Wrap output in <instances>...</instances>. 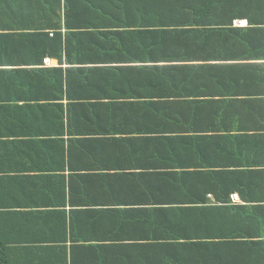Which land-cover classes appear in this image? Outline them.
<instances>
[{
    "label": "crops",
    "instance_id": "1",
    "mask_svg": "<svg viewBox=\"0 0 264 264\" xmlns=\"http://www.w3.org/2000/svg\"><path fill=\"white\" fill-rule=\"evenodd\" d=\"M160 30L200 36L169 41L155 57L138 33ZM0 34L37 60L42 42L61 36L62 60L47 53L51 64L40 68L66 70L68 58L135 68L171 56L229 66L182 75L202 92L187 99L201 102V112L178 105L184 120H172L176 133L164 140L121 119L9 120L15 131L0 133V206L15 213L8 221H38L27 236L56 235L67 264H264V214L199 213L225 203L204 197L208 186L189 176L206 167L264 168V0H0ZM34 34L46 40H14ZM86 90L70 92L86 100L94 95ZM45 91L24 90L40 97L25 105L29 114L43 109ZM48 125L55 136L37 129ZM251 187L264 195V186ZM233 194L239 202L228 206H260Z\"/></svg>",
    "mask_w": 264,
    "mask_h": 264
},
{
    "label": "trees",
    "instance_id": "2",
    "mask_svg": "<svg viewBox=\"0 0 264 264\" xmlns=\"http://www.w3.org/2000/svg\"><path fill=\"white\" fill-rule=\"evenodd\" d=\"M188 33L160 30L141 32L138 33V37L142 38L143 42L153 44L149 47L148 53L157 57L167 54L164 51L168 49L166 44L169 41L185 40L189 37ZM2 35L0 34V133L4 129L15 131V128L8 127L7 122L25 117L38 120L57 119L62 123L68 118V126L70 125L69 120L109 118L147 124L145 130L148 132L146 133L158 135L163 140L168 139L171 131L173 134L176 133L174 127L170 128L171 121L184 120L183 113L180 111V116L177 114L179 110L175 111L178 105L182 108L189 103L198 118L201 112V102L198 100L188 102L187 99L199 97L201 95L199 93L202 92L189 85L182 75L226 70L229 67L225 66L224 68L222 64L174 63L175 58L169 56L170 58H160V62L155 61L156 58H149L150 61L142 62L135 68H127L124 64H119L120 62H113L112 66L100 69L97 65L83 66L86 64L82 61L83 59L72 61L68 57L70 67L66 70L63 68H40L39 65L43 64L47 53L62 60V46L61 40H59L61 36L49 42L44 41L46 37L43 34L24 36L21 37L22 40L20 38V41L19 38H14L16 42L21 43H26V40L44 41L42 43H46V50L37 60L30 52H19L21 48L5 46V42L11 41L8 39L10 36ZM199 36L200 32H195L189 38H199ZM27 56L30 57V61L25 58ZM244 69H248V67L246 66ZM141 75L143 77H140ZM89 76H93L94 79ZM75 87L94 92V95H85V99L89 100V103L83 100L84 95L75 98L71 94L70 89ZM39 88L46 90L41 94L47 99L43 102L44 104H41L42 106H37L43 109L29 114L28 106L25 105H30L27 102L31 99L37 101L40 97L38 95L27 96L23 92L25 89L36 90ZM21 103L23 104L21 105ZM55 128L54 125L53 127L48 125L45 128L37 129L44 130L41 133H47V136H55ZM18 129L22 132L23 129L31 128L18 127ZM139 131L143 134L141 130ZM7 134L15 133L7 132ZM206 168L207 170H196V172L190 173V178H196L208 186L204 197L207 193L214 194L216 200L225 203V205L224 207L200 208L197 209L199 213H203V211L210 213L212 210H217L216 212L231 215H254L259 212L264 214V195H259L258 191L251 187L253 185L264 186V168H245L244 165L225 166L223 169L216 170H212L210 167ZM235 192L239 193L245 202L260 203V206H254L251 210L246 206H228L231 195ZM8 215H15V213L6 206H0V264H67L66 248L59 246L61 240L56 235L37 239L28 237L27 229H30L31 225L35 227V223L38 221L35 223L10 222L7 220ZM49 230L56 233V221L50 223Z\"/></svg>",
    "mask_w": 264,
    "mask_h": 264
},
{
    "label": "built area",
    "instance_id": "3",
    "mask_svg": "<svg viewBox=\"0 0 264 264\" xmlns=\"http://www.w3.org/2000/svg\"><path fill=\"white\" fill-rule=\"evenodd\" d=\"M234 23L237 24V25H239L241 22H240V21H235ZM44 63H45L46 65H50V64H51V59H50V58H46V59L44 60ZM231 199H232L233 202H239V197H238L237 194H233V195L231 196Z\"/></svg>",
    "mask_w": 264,
    "mask_h": 264
}]
</instances>
